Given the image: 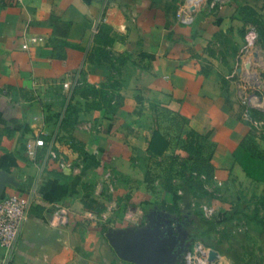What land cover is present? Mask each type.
I'll return each instance as SVG.
<instances>
[{"label":"crops","instance_id":"1","mask_svg":"<svg viewBox=\"0 0 264 264\" xmlns=\"http://www.w3.org/2000/svg\"><path fill=\"white\" fill-rule=\"evenodd\" d=\"M246 10L264 17V0H0V194L34 192L70 207L67 225L55 227L44 206H33L13 259L134 264L117 254L107 232L148 228L161 217L177 240L165 264H183L201 214L220 222L221 232L226 225L246 232L236 237L234 247L243 246L237 260L232 240L217 249L216 235L212 245L202 239L220 254L217 264H264V228L243 210L253 208L250 196L264 184L249 178L233 154L249 129L230 77ZM28 33L45 42L22 48ZM163 112L181 116L208 140L211 178L203 186L212 197L198 187L183 192L178 178L172 181L180 196L165 186L153 160L186 153L177 146L175 120ZM29 134L47 143L34 159L24 150ZM229 189L235 193L227 196ZM111 200L118 205L112 213ZM130 208L142 212L139 223L128 224ZM221 209L220 217L206 215ZM256 218L264 221L262 212Z\"/></svg>","mask_w":264,"mask_h":264},{"label":"trees","instance_id":"2","mask_svg":"<svg viewBox=\"0 0 264 264\" xmlns=\"http://www.w3.org/2000/svg\"><path fill=\"white\" fill-rule=\"evenodd\" d=\"M246 12L248 14L247 17L251 16L253 23L255 25L257 24L261 33L263 28L261 25L264 24V17H262V19L261 17L256 16L254 15L255 13H252L250 10H246ZM249 20L250 19H248V21ZM257 110L258 109L256 108H252L250 111L256 112ZM261 113L264 117V112L261 111ZM163 118L175 120V134L177 139L176 143L177 146L183 149L186 153V156H181L180 153H173L171 155L163 154L161 160H153L154 164L160 169V171L163 172L162 175L165 186L170 191L174 192L177 197L180 196L175 193V190H173L174 183L172 180L174 178H178L177 180L179 181V185L183 192L192 191L194 188L198 187L197 189L212 197L213 193L205 190L203 186L204 182L211 178V165L209 163L211 157V148L208 144V140L194 129L187 128L185 126V120L181 116H175V114H172L168 117L166 112H163ZM77 144L78 143H76L73 139L71 140L70 145L72 147L81 149ZM169 145L170 144H168L166 141L165 148L167 149ZM233 154L249 178L264 184V148L259 146L255 132L248 129V131L240 139L238 145L233 151ZM250 201L253 205L252 209L255 211V214H246L245 216H248L249 220L254 219L260 222L261 225H264V221L262 219L258 220L256 218L259 216V212H262L264 215V187L259 193L251 194ZM198 217L200 219V223L199 226L193 229L194 232L190 234L189 245L194 240H200L202 242V239L205 243L211 244L213 241L210 240L211 237H215L213 235H216L218 238L212 243L213 247L222 249L220 246H222L224 242L227 240H232V243L234 244L231 245V247L235 249L230 256L235 260L239 258L241 259L242 254L237 252V248H243V246L240 245L239 247H234V245L238 242L236 237H242V239L246 238V232L236 231L237 234L233 233V226L227 227V225L223 229V232H221L218 229L220 222L213 219H205V217L201 214H199ZM225 217L227 220H229L231 215L226 213ZM12 261L13 264H22L15 259H12Z\"/></svg>","mask_w":264,"mask_h":264},{"label":"built area","instance_id":"3","mask_svg":"<svg viewBox=\"0 0 264 264\" xmlns=\"http://www.w3.org/2000/svg\"><path fill=\"white\" fill-rule=\"evenodd\" d=\"M20 2L21 0H12ZM184 6L177 12V17L185 18ZM187 19V18H186ZM188 20V19H187ZM45 37L28 33L24 37L21 47L28 49L32 45L43 44ZM63 86L68 90L72 89L69 82H64ZM256 98L253 96L251 99ZM259 130H264V119L254 121L253 123ZM259 125V126H258ZM46 144L43 137L36 134H29L24 143V150L28 158L34 159L36 150L40 146ZM52 156H56L54 150L51 151ZM42 205L47 211V220L51 226H64L69 221L70 207L62 202H48L37 194H21L11 193L0 196V264H11L14 257L15 247L23 230V226L31 214L33 206ZM107 212H114L118 205L115 201L107 203ZM209 211V210H207ZM86 216H92L93 213L85 211ZM125 219L129 225L137 224L142 219V212L138 209L130 208L125 213ZM220 254L211 247L204 245L200 240H194L185 250L183 255V264H217Z\"/></svg>","mask_w":264,"mask_h":264},{"label":"rangeland","instance_id":"4","mask_svg":"<svg viewBox=\"0 0 264 264\" xmlns=\"http://www.w3.org/2000/svg\"><path fill=\"white\" fill-rule=\"evenodd\" d=\"M249 19L250 20L247 21L243 27L242 32H239L241 35L238 34V39L240 36L243 39V47L240 49V53H238L236 60L231 65L230 77L234 84L233 93L237 98V112L243 114L241 115L243 121L248 125L250 130L255 132L259 146L264 148V130L262 131L261 129V131L258 132L259 129L253 124L255 120L258 121L264 119L263 114L261 113V111L264 112V24L261 25L263 28L260 33L257 24L255 25L253 23L251 16ZM232 38L233 36H229L228 42H231V40H233ZM253 96L256 100L254 98L251 99ZM252 108H256L258 109L257 111L260 112H252L253 110L250 111ZM156 140L157 147L161 146L162 137L160 134L157 136ZM251 187V185L248 186L247 196L249 195V191L252 190ZM245 188H247V185ZM231 191L235 193L233 189H229L226 192L227 196ZM243 191L244 190L241 189L240 194L238 195H241ZM247 196L245 197L248 198ZM241 206H239V208H242ZM243 210L246 212L245 214H255V211L251 207L243 208ZM206 215H216L217 217H220L224 215V209H221V211L216 210L215 213L214 211H211L210 214ZM256 228L259 230L264 228V226L260 225ZM251 229L252 228H250V230ZM250 230L248 232H250ZM189 241L190 240H188V242Z\"/></svg>","mask_w":264,"mask_h":264},{"label":"water","instance_id":"5","mask_svg":"<svg viewBox=\"0 0 264 264\" xmlns=\"http://www.w3.org/2000/svg\"><path fill=\"white\" fill-rule=\"evenodd\" d=\"M5 180L6 176H2L0 188ZM173 229L172 225L159 217L148 228L110 229L107 236L117 254L123 259L134 264H165L166 260L173 256L177 242Z\"/></svg>","mask_w":264,"mask_h":264}]
</instances>
